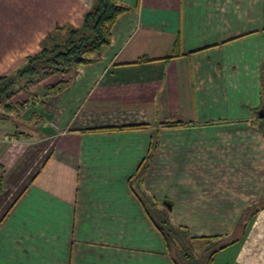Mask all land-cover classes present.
<instances>
[{
	"label": "crops",
	"instance_id": "crops-1",
	"mask_svg": "<svg viewBox=\"0 0 264 264\" xmlns=\"http://www.w3.org/2000/svg\"><path fill=\"white\" fill-rule=\"evenodd\" d=\"M122 2L90 62L24 85L0 115V264H179L142 196L227 240L212 264H264V0ZM93 3L0 0V74ZM184 162L212 177L179 189Z\"/></svg>",
	"mask_w": 264,
	"mask_h": 264
},
{
	"label": "trees",
	"instance_id": "trees-1",
	"mask_svg": "<svg viewBox=\"0 0 264 264\" xmlns=\"http://www.w3.org/2000/svg\"><path fill=\"white\" fill-rule=\"evenodd\" d=\"M93 2L92 8L84 15L82 26L70 29L64 43L42 48L38 54L30 56L25 64L17 70V73L0 74V114L20 106V104L11 103L10 98L24 85H29L45 74L65 72L73 66L88 63L94 54L109 44L114 22L128 7L123 4L122 0H93ZM64 87V82H60L49 88L57 92ZM3 189L4 180L0 174V193ZM221 247L213 250L212 255ZM183 256H185L186 262L189 261L188 264H191L187 259L189 255L184 253ZM192 264L201 263L195 260Z\"/></svg>",
	"mask_w": 264,
	"mask_h": 264
},
{
	"label": "rangeland",
	"instance_id": "rangeland-1",
	"mask_svg": "<svg viewBox=\"0 0 264 264\" xmlns=\"http://www.w3.org/2000/svg\"><path fill=\"white\" fill-rule=\"evenodd\" d=\"M66 40H67V36L64 33L58 34V38L56 39L55 43H53V45L50 44L49 47H52L57 43H64ZM17 70L15 71L16 73H17ZM31 86L32 85H30V87ZM30 89L31 88H29V90H27V91L32 92L31 95H33L36 92V90L34 88H32L31 90ZM259 121H260L259 118H256V116H253L252 122H251V124L253 126L252 128H260V127L263 128L264 123L262 125L261 124L259 125ZM169 123H171V122L170 121H167V122L164 121L162 124L165 125V124H169ZM258 125H259V127H258ZM175 160H179V159H175ZM231 160L233 162L239 161V160H237V156H235V157L231 156ZM184 164H185V165H183L184 172H182V174H180V176H179V182H180V183H178L179 189H180L181 185L184 183H187L188 185H197L198 186L199 183H201L203 180H206V179L212 177V175L209 173V171L206 168H199L197 166H192V164H188V163L186 164V162H184ZM222 165L228 167V165L225 163ZM186 171H190L191 175L186 174ZM236 184H237V187L242 188L244 186V181H242V180H241V182L237 181ZM237 192H239V191H237ZM244 193L245 192H243V194ZM143 198L145 200L146 208L150 211V213H153L152 214L153 219L156 218L157 219V220L155 219L156 223L161 226V229L159 228V230L161 232H163L164 239L166 240V242L170 246L171 250L178 257L179 262H180L179 264H188L189 263V261H188V263L186 262V258H184L185 256H183L184 253H187L189 255L187 257V259L190 260L191 264L194 263L195 260L201 264H206V263L208 264L209 262H210V264H212L211 257L213 256L212 255L213 250H215L219 246L225 244L227 242V240L221 239L220 241H215V240L207 239L208 238L207 236L206 237L205 236H195L188 230L187 227L183 226L182 223H179L176 220V217H175L176 214L171 213L169 215L168 214L169 211L165 207H162L160 209L162 211L159 212V210H157V208H154V205L147 198L142 196V199ZM256 207L257 206H253V208L251 210L249 209L246 212H244L246 217L257 212L259 210V208L257 209ZM177 211H178L179 215H184L185 207L178 206Z\"/></svg>",
	"mask_w": 264,
	"mask_h": 264
},
{
	"label": "water",
	"instance_id": "water-1",
	"mask_svg": "<svg viewBox=\"0 0 264 264\" xmlns=\"http://www.w3.org/2000/svg\"><path fill=\"white\" fill-rule=\"evenodd\" d=\"M258 116L260 118L264 117V108L262 107L261 110L258 111Z\"/></svg>",
	"mask_w": 264,
	"mask_h": 264
}]
</instances>
